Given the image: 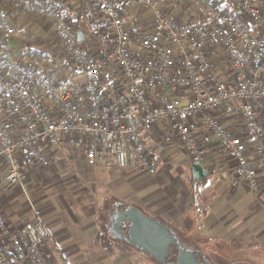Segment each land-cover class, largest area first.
Masks as SVG:
<instances>
[{
  "label": "built area",
  "instance_id": "obj_1",
  "mask_svg": "<svg viewBox=\"0 0 264 264\" xmlns=\"http://www.w3.org/2000/svg\"><path fill=\"white\" fill-rule=\"evenodd\" d=\"M73 0H0V169L7 188L26 193L30 170L50 167V151L69 145L88 166L157 169L130 139L160 126L178 135L195 162L204 159V129L234 163L233 188L259 199L262 186L250 156L264 157V0H82L88 36L67 8ZM46 22L69 64L87 76L79 84L42 74L17 58L19 21ZM54 107L52 113L37 97ZM237 105L244 134L220 111ZM12 121L21 130L14 137ZM212 145V144H211ZM16 231L0 220V264H70L34 204Z\"/></svg>",
  "mask_w": 264,
  "mask_h": 264
},
{
  "label": "crops",
  "instance_id": "obj_2",
  "mask_svg": "<svg viewBox=\"0 0 264 264\" xmlns=\"http://www.w3.org/2000/svg\"><path fill=\"white\" fill-rule=\"evenodd\" d=\"M78 1L83 11L84 5L81 0ZM70 6L67 8V13L71 9ZM80 12L77 11L73 19L75 25L80 24L77 30L81 33L82 42H84L88 36L87 15L84 12L80 14ZM18 24L19 30L13 41V49L17 58L30 63L32 61H26L25 53L29 46L27 37L33 30L28 28L27 21L22 20ZM37 42L42 41L37 40ZM39 46L40 44L35 43L31 48L38 53L42 49ZM86 76V71L76 70L64 80L70 84H79L86 79ZM44 104L52 113H55L53 105L48 100H45ZM225 110L227 116L231 118L232 112L238 110V106L234 104L226 107ZM11 123L14 137H20L19 126L14 121ZM229 127L238 136H242L245 132L243 125H234V127L229 125ZM166 135L169 136V133L162 127L154 126L141 133L142 144L138 151L130 145L136 153L144 152L143 146L145 145L146 153L150 154V164L157 169V172L151 176L145 171H140L148 177H153L154 180L146 184L143 183V179H140V184L136 185V194L132 198L120 191L122 186L126 187V175H122V179L117 182L120 194L110 193L105 199H117L118 205L125 203L135 206L146 215L160 219L178 234L181 241L182 239L187 240L185 244L203 253L205 259L212 264H264V157L255 156V143L251 142L249 151L252 165L257 169L261 180L262 190L259 199L244 185L237 188L232 187L235 181L234 163L223 151L214 148L213 145H206L204 142L205 156L202 166L208 176L195 181L192 171L194 162L179 146L169 144L161 149L155 146L154 142L160 136L165 138ZM71 150L72 148L67 145L64 148L50 151L52 162L59 163L64 159L70 164L75 163L76 173L82 174L87 181L89 179L86 175L88 176L91 170L116 168L109 163L90 167L85 155L84 160L78 158L75 160L70 153ZM46 169L48 168L34 169L27 173L26 188L30 189L31 193L34 192L36 183L46 180ZM136 170L139 171V168L133 172ZM7 174V168L0 169V220L10 230L16 231L31 219L32 212L27 192L6 187L3 181ZM23 195L28 202L26 200L17 210L13 202L18 199L23 200ZM38 211L65 252L70 264H157L130 246L124 249L120 256L105 255L102 258H84L80 249L88 247L104 236L100 233V229L94 225L82 230H78L73 224L63 227L52 225L56 216L49 218L40 209ZM84 221L85 219L82 223ZM108 237H110L109 234ZM109 242L111 244L107 243V246L115 243L111 239ZM0 243H2L1 235Z\"/></svg>",
  "mask_w": 264,
  "mask_h": 264
},
{
  "label": "rangeland",
  "instance_id": "obj_3",
  "mask_svg": "<svg viewBox=\"0 0 264 264\" xmlns=\"http://www.w3.org/2000/svg\"><path fill=\"white\" fill-rule=\"evenodd\" d=\"M70 5L71 9L68 16L73 21L77 11H81L82 13L80 12V14L85 13L88 18V11L86 10V7L82 11L78 0H73ZM37 24L38 26H36L30 36L27 37L29 46L26 48V61L39 63L42 66V74H45L46 76H50L54 79H64L65 77L69 78L70 74L77 69L67 62L66 56L62 54L58 44L55 42L53 32L48 29V24L42 21ZM79 25V23H76L75 28L79 29ZM37 40L42 42L38 43ZM35 43H37V45L40 44L39 47L42 48L38 53L31 48L35 45ZM37 98L45 103V98H41L40 96ZM224 110L225 109H222L220 111L222 112L220 117L224 120V123L227 126L231 125L234 127V125H242L238 110H234L232 112L231 118L227 116L225 112L226 110ZM166 136L165 138L160 136L157 141L154 142L158 149L165 148L169 144L180 147L178 135L169 134V136ZM197 136L202 139L206 145H213L215 142L204 129L200 128L197 132ZM143 148L146 153L147 151L145 145ZM141 152L142 151H139L138 153ZM70 153L75 160L77 158L84 160L83 151L73 150L72 148ZM146 155L149 157L150 154L146 153ZM74 164L75 163L70 164L64 159H62L59 163L52 162L51 166L48 167L49 170H45V173H47L45 177L46 180L44 182L36 183L37 185L33 193L30 192V189L26 188L29 201L34 204L35 208L38 210L40 209L42 213H46L49 218L56 216V220L53 221L52 225H60L63 227L73 224L77 226L78 230L94 225L100 229V233L104 236L88 247L80 249L84 258L92 259L95 257L102 258L105 255H122L123 250L129 247L128 245L121 242H115L114 244L110 246L108 244L107 246V243L111 244V242H109L110 238L103 227V223L100 222V220L102 221V216L105 213L101 209L105 204H108L109 207L112 208L115 206L116 202L118 203V201L114 198H105L108 197V194L110 193L120 194L117 189V182L122 179V175H126V187L122 186L120 191L125 192L124 194H126L127 197L132 198L136 194V185L140 184V179H143V183L147 184L148 182L154 180L153 177L146 176L140 170L133 172L138 166L121 171L114 167H111V169L108 167V169L100 168L91 170L93 173L89 171L88 176L86 175L87 179H89V181H87L85 177H82V174L76 173ZM156 176H154V178H156ZM26 200L28 202V199H26L23 195V200L18 199L13 202L14 205H16L14 207L19 210L21 208V204L26 202ZM84 219L85 221L82 223V220Z\"/></svg>",
  "mask_w": 264,
  "mask_h": 264
},
{
  "label": "water",
  "instance_id": "obj_4",
  "mask_svg": "<svg viewBox=\"0 0 264 264\" xmlns=\"http://www.w3.org/2000/svg\"><path fill=\"white\" fill-rule=\"evenodd\" d=\"M78 41H83L81 33H78ZM192 171L195 181L208 176L201 162H195ZM118 206L124 211L117 210L110 219L109 235L113 240L142 252L158 264H212L199 251L185 247L178 234L163 221L146 215L135 206L125 203ZM173 248L177 254L170 262Z\"/></svg>",
  "mask_w": 264,
  "mask_h": 264
},
{
  "label": "trees",
  "instance_id": "obj_5",
  "mask_svg": "<svg viewBox=\"0 0 264 264\" xmlns=\"http://www.w3.org/2000/svg\"><path fill=\"white\" fill-rule=\"evenodd\" d=\"M130 145H131V147H133L136 151H138L139 149H140V147H141V145L140 144H138L134 139H130ZM117 206H118V203L116 204L115 203V206H113L112 208H110L109 207V205L108 204H105L104 206H103V208L101 209L103 212H105L104 214H103V216H102V221L100 220V222H102L103 223V227L105 228V231H106V233H107V235L109 234V228H110V216H111V213L117 208ZM128 206H131V205H128ZM158 220H160V219H158ZM161 221V220H160ZM112 241H114V242H118V241H115V240H113L111 237H109ZM187 240H183L182 239V244L185 246V247H187V248H191L189 245H187V244H185V242H186ZM122 243V242H121ZM125 244V243H124ZM177 254V251H176V248H173L172 249V254H171V259H170V262H172L173 260H174V257H175V255ZM147 256V255H146ZM147 257H149V256H147ZM150 258V257H149ZM150 259H152V258H150ZM153 260V259H152ZM154 261V260H153ZM158 264V263H157Z\"/></svg>",
  "mask_w": 264,
  "mask_h": 264
},
{
  "label": "flooded vegetation",
  "instance_id": "obj_6",
  "mask_svg": "<svg viewBox=\"0 0 264 264\" xmlns=\"http://www.w3.org/2000/svg\"><path fill=\"white\" fill-rule=\"evenodd\" d=\"M119 210V211H124L122 208H120L119 206H117V208L111 213V216H110V219L112 216L115 215L116 211ZM110 227H111V221H110ZM110 229V228H109ZM200 252V251H199ZM201 253V252H200ZM203 254V253H202ZM203 257L205 258V255L203 254ZM174 261V260H173Z\"/></svg>",
  "mask_w": 264,
  "mask_h": 264
}]
</instances>
